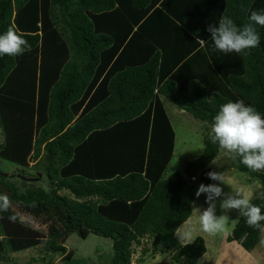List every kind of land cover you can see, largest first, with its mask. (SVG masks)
<instances>
[{
  "label": "trees",
  "instance_id": "16d2710c",
  "mask_svg": "<svg viewBox=\"0 0 264 264\" xmlns=\"http://www.w3.org/2000/svg\"><path fill=\"white\" fill-rule=\"evenodd\" d=\"M252 11L264 12V0H0V34L13 27L31 46L0 56V158L42 163L48 184L0 180L11 203L47 224L0 211V264H21L11 254L30 248L36 256L22 264H79L64 245L73 232L109 238V264H131L142 239L152 253L198 264L203 237L183 244L174 230L192 211L181 197L188 181L212 182L213 117L240 100L264 116V27L240 54L212 51L207 27L225 15L243 27ZM163 99L209 124L202 152L168 176L175 133ZM231 166L259 182L250 201L264 212V170L238 157ZM258 234L239 215L226 240L250 250Z\"/></svg>",
  "mask_w": 264,
  "mask_h": 264
},
{
  "label": "rangeland",
  "instance_id": "374dc122",
  "mask_svg": "<svg viewBox=\"0 0 264 264\" xmlns=\"http://www.w3.org/2000/svg\"><path fill=\"white\" fill-rule=\"evenodd\" d=\"M164 107L169 116L171 125L175 131V145L173 149V155L170 159L165 174L168 176L173 171H180L182 173L184 165L197 157L203 149L204 141L203 138L207 135L208 131H206V127L208 122L202 121L194 118L189 112L180 109L176 105L172 104L166 99H163ZM182 110V111H180ZM185 111V112H184ZM209 125V124H208ZM3 143V133L0 127V145ZM234 159L231 155L225 154L223 152H219L216 158L209 164L210 167L213 168V171H217L223 174L224 181L223 184H220L218 181H212L209 184H219L220 187L223 188L224 193L235 192L240 190L243 192L244 196H246L249 200L254 198L257 195H261L262 188L257 180L251 179L245 172L239 171L231 166V162ZM34 161L29 158V162L27 166H20L15 163L9 162L0 158V180L4 182L16 183L20 188H24L27 185H30L32 181H26L29 178L39 179L38 181L33 182V184H37V186H41L43 188H48V184L42 180L45 178V175H38V172H42V163H38L37 167L33 166ZM195 179V178H194ZM193 179V180H194ZM188 181L187 186L192 182L189 187H184L181 192V197L184 200H188L192 202L194 198H197L196 207L200 209H205L208 205L205 203L206 195L201 194L199 197L196 196V192L198 191L199 186L201 185L199 179L196 181ZM207 184V185H209ZM16 185V186H17ZM0 189L2 187L0 186ZM3 190V189H2ZM21 190V189H20ZM193 193V197L189 199L188 192ZM3 193L4 192L3 190ZM0 191V194H3ZM62 193H65L62 191ZM223 197L217 199L216 201V215H228L230 222L226 227V230L217 235H209L199 230V226L197 225V231L193 234V237L204 235V242L207 240L205 247L207 248L208 254L202 255L198 259V264H264V246L260 244V240L264 238V233L259 232L258 237L255 241V244L252 246L250 250L245 254L238 253L236 251H241L242 246L240 243L236 241L227 242L226 236L230 233L232 228L234 227L238 217V210H229L228 212H224L220 208V200ZM190 207H192V203H190ZM9 210L19 213L21 215V219H24L26 222H29L32 226L38 229L47 230V224L37 219L33 216L27 215L24 213L23 209L17 203H11V207ZM193 215V214H192ZM209 235V236H208ZM208 236V237H207ZM176 237V236H175ZM177 238V237H176ZM191 239V240H192ZM143 245L147 247L146 254H142V248L144 246H134L135 252L132 254L131 264H184L187 261L184 259L181 262H175L171 258L170 254H163L159 251L152 253V245L149 240L142 239ZM177 240L180 243H188L192 242L190 240ZM221 241L223 243H221ZM225 241V242H224ZM226 243L229 245L236 243L237 245H233L230 249H224L222 253L223 245ZM218 244H221L222 248L218 247ZM64 245L74 250V257L78 259L79 264H109L110 256L112 253L111 248V240L109 238H105L93 233L87 235V237L82 238L76 232L70 233ZM234 246H238V250H234ZM215 248V255L210 254L212 249ZM207 253V252H206ZM32 255L36 256V253L31 248L28 250H23L18 253L11 254L10 263H23L30 260ZM219 255V257H217ZM143 256V257H142ZM142 260L140 262V258ZM84 258V259H82ZM88 259V260H87ZM86 260V262H84ZM184 260V261H183ZM8 261V262H9ZM60 258H56L54 260V264H58ZM61 264V262H59Z\"/></svg>",
  "mask_w": 264,
  "mask_h": 264
},
{
  "label": "clouds",
  "instance_id": "9594fccd",
  "mask_svg": "<svg viewBox=\"0 0 264 264\" xmlns=\"http://www.w3.org/2000/svg\"><path fill=\"white\" fill-rule=\"evenodd\" d=\"M264 27V12L252 11L249 23L243 27L237 24L229 16H222L218 24H209L207 31L213 44L212 51L224 54L243 53L255 48L260 42L255 26ZM205 43L204 40H200ZM31 46L26 39L19 35L13 27L0 34V56H19ZM208 137L212 144L218 145V151L238 157L240 162L253 171L264 170V116L254 107L247 106L243 100L228 101L221 105L217 114L213 117ZM212 181L223 184V174L217 171L207 173ZM195 177H192L194 179ZM206 195L205 209L194 208L184 224L174 230V235L179 240H191L193 234L199 230L217 235L226 230L230 222L228 215H216V201L220 200V208L226 213L229 210H238L245 218L249 227L264 233V212L262 208L253 204L240 190L224 193L219 184H201L196 196ZM11 207L10 199L5 194H0V211H8ZM15 221L16 216L9 217ZM247 234L245 233V236ZM264 246V238L260 240Z\"/></svg>",
  "mask_w": 264,
  "mask_h": 264
},
{
  "label": "crops",
  "instance_id": "0c3cea01",
  "mask_svg": "<svg viewBox=\"0 0 264 264\" xmlns=\"http://www.w3.org/2000/svg\"><path fill=\"white\" fill-rule=\"evenodd\" d=\"M183 110V109H182ZM182 110H180V111H182ZM185 112V111H184ZM167 113V112H166ZM168 115V114H167ZM169 117V116H168ZM172 128H173V126H172ZM174 130V129H173ZM174 133H175V131H174ZM174 145H175V135H174ZM10 162V161H9ZM42 180H44L45 182H46V180H45V178L44 179H42ZM28 181V180H27ZM38 181V180H37ZM34 182V181H33ZM190 203H192V207H191V214L190 215H192L193 213V210H194V208H197L196 207V203H197V198H194L193 200H192V202H190ZM199 208H200V206H199ZM189 218V217H188ZM188 218L185 220V221H187L188 220ZM185 221L182 223V224H184L185 223ZM181 224V225H182ZM202 236L204 237V235H203V233H202ZM209 236V235H208ZM207 236V237H208ZM195 237H193V239H194ZM192 239V240H193ZM204 239V238H203ZM192 240H190V241H192ZM205 240V239H204ZM206 242H207V240L205 241V245H206ZM225 242V241H224ZM227 242H232V241H227ZM221 243H223L222 241H221ZM233 245H237L236 243H233ZM232 244H228V243H226V245L224 246L223 245V248L221 247V244H218V247L219 248H222L221 250H222V253H223V251H224V249H230V248H232V246H233ZM207 247V246H206ZM235 248H234V250H238V246H234ZM242 250H244L243 252L244 253H242L241 251H236V252H238V253H241V254H245V253H247V252H249V251H246L244 248H242ZM207 252V253H206ZM18 253V252H17ZM205 254H208V251H207V248H206V251H205V253L203 254V255H205ZM210 254H216L215 253V248L214 249H212V252H210ZM217 257H219V255H217Z\"/></svg>",
  "mask_w": 264,
  "mask_h": 264
},
{
  "label": "water",
  "instance_id": "95a60500",
  "mask_svg": "<svg viewBox=\"0 0 264 264\" xmlns=\"http://www.w3.org/2000/svg\"><path fill=\"white\" fill-rule=\"evenodd\" d=\"M4 192L9 193L7 190L4 189Z\"/></svg>",
  "mask_w": 264,
  "mask_h": 264
}]
</instances>
